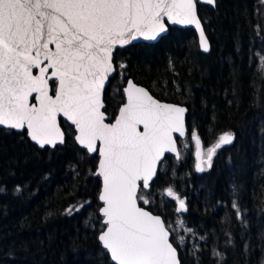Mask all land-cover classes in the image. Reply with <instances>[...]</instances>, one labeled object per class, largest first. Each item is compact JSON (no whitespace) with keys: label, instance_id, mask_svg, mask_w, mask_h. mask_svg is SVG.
Returning a JSON list of instances; mask_svg holds the SVG:
<instances>
[{"label":"trees","instance_id":"16d2710c","mask_svg":"<svg viewBox=\"0 0 264 264\" xmlns=\"http://www.w3.org/2000/svg\"><path fill=\"white\" fill-rule=\"evenodd\" d=\"M198 14L211 44L207 54L193 28L176 26L157 43L117 50L106 114H118L128 78L161 101L186 106L181 159L165 158L143 190L150 203H140L163 217L172 241L178 220L191 229L182 247L174 242L181 264H262L264 0L198 3ZM61 125L66 141L53 149H39L26 131L0 128V264H114L98 240L101 179L92 173L99 157L78 146L73 126ZM192 130L204 148L224 132H233L235 140L217 150L211 168L198 172ZM168 187L185 200L186 212L175 211Z\"/></svg>","mask_w":264,"mask_h":264},{"label":"snow or ice","instance_id":"6c2138e0","mask_svg":"<svg viewBox=\"0 0 264 264\" xmlns=\"http://www.w3.org/2000/svg\"><path fill=\"white\" fill-rule=\"evenodd\" d=\"M197 2L0 0V126L26 129L44 148L65 143L58 116L71 122L78 133L75 141L99 157L92 173L102 178L98 240L114 264H180L174 242L182 247L184 236L170 240L165 221L140 202L150 203L143 190L150 187L165 153L181 159L175 134H187V109L160 102L129 79L123 89L126 100L114 118L108 117L103 94L115 71L113 51L140 39L157 41L171 24L194 25L200 47L208 52ZM203 2L214 6L216 0ZM191 140L195 169L204 172L212 167L217 150L233 143L235 134H220L206 151L196 130ZM166 195L176 201L177 213L188 210L172 187ZM177 222L183 227L182 220ZM213 255L222 258L215 249Z\"/></svg>","mask_w":264,"mask_h":264},{"label":"water","instance_id":"95a60500","mask_svg":"<svg viewBox=\"0 0 264 264\" xmlns=\"http://www.w3.org/2000/svg\"><path fill=\"white\" fill-rule=\"evenodd\" d=\"M198 3L199 4H206V3H204L203 2V0H198V2H197V16H198V19L201 21V19H200V16H199V14H198ZM209 5V4H208ZM213 6V5H212ZM215 6V5H214ZM173 26H176V27H179V28H193L195 31H196V34H197V39H198V45H199V31L195 28V26L194 25H171V24H169L168 25V27L170 28V27H173ZM201 26L203 27V29H204V26H203V23H202V21H201ZM204 32H205V29H204ZM168 33H169V31H168ZM167 33V34H168ZM167 34H165L163 37H165ZM205 36H206V38H207V40H208V43H209V51L208 52H204L203 50H202V48L200 47V45H199V48H200V50L203 52V53H205V54H207V53H209L210 51H211V44H210V41H209V38H208V36H207V34H206V32H205ZM162 37V38H163ZM162 38H160V39H158L157 41H144V40H142V39H140V40H137V41H133L131 44H129V45H126V46H124V47H119V46H117L115 49H114V51H113V66H114V68H115V71L109 76V79H108V81L106 82V84H105V90H104V94H103V100H104V98H105V92H106V89L108 88V86L110 85V83H111V80L115 77V75H116V73H117V67H116V64H115V53L117 52V50H121V49H124V48H126L127 46H130V45H134V44H138V43H148V44H154V43H157V42H159ZM50 47H54V45H50ZM34 74H38V72H37V70H34ZM129 79H131L137 86H139V87H143L145 90H147L148 92H149V94L150 95H152L155 99H157V100H159L158 98H156L149 90H148V88H146L145 86H143V85H141V84H138L133 78H128L127 80H126V82H125V85H124V88L126 87V85H127V81L129 80ZM51 83V82H50ZM123 88V89H124ZM125 100H126V97H125ZM160 102H163V103H170V104H175V105H179V106H182V107H185L186 109H187V107L186 106H184V105H181V104H178V103H173V102H167V101H161V100H159ZM104 104H105V100H104ZM187 113H188V109H187V112H186V114H185V122H186V128H187V121H186V116H187ZM108 116V115H107ZM61 120H63V121H66L69 125H71V122L70 121H67L66 120V118H64V117H62V116H58V123L60 124V127H61V130L64 132V135H65V141H66V134H65V131H64V129H63V127H62V125H61ZM107 122V121H106ZM71 126H73V125H71ZM74 127V126H73ZM0 128H5V129H9V128H6V127H3V126H0ZM9 130H12V131H15V132H23V131H26V133H27V130L26 129H24V130H17V129H9ZM74 130H75V127H74ZM76 134H78L77 132H76V130H75V135ZM187 134H188V129H187ZM187 134H186V136L185 137H179L178 136V134H175L176 135V137H177V148H178V150L180 151V146H179V139H185L186 137H187ZM27 137L30 139V137L28 136V134H27ZM30 141L32 142V143H34L35 145H37L34 141H32L31 139H30ZM77 144H78V142H76ZM57 145H63V144H57ZM56 145V146H57ZM38 146V148L39 149H44V148H46V147H48V148H51V149H53V148H55V147H52V146H50V145H46L44 148H40L39 147V145H37ZM78 146L80 147V148H82V149H84L82 146H80L79 144H78ZM86 150V149H85ZM87 151V150H86ZM90 154V153H89ZM93 154H95V153H91V155H93ZM181 154V153H180ZM167 156H175V154H173V153H165V157H164V159L158 164V166H157V175H158V171H159V169H160V165L163 163V161L165 160V158L167 157ZM176 158V157H175ZM98 165V164H97ZM97 170V169H96ZM157 175L154 177V179H153V181H151L150 182V186H151V184L155 181V179L157 178ZM100 179H101V190H102V178L100 177ZM150 188V187H149ZM148 188V189H149ZM100 190V191H101ZM147 190V189H146ZM101 203V207H102V202H100ZM140 206H142L141 205V203H140ZM142 207H144V206H142ZM146 210H148V211H150L152 214H154L151 210H149L148 208H146V207H144ZM100 213V212H99ZM101 215V214H100ZM154 215H158V214H154ZM162 219H163V217L161 216V215H159ZM164 220V219H163ZM166 224V223H165ZM167 227V226H166ZM170 231V230H169ZM170 233H171V231H170ZM170 240H171V236H170ZM101 243V242H100ZM102 245V244H101ZM177 251H178V249H177ZM178 257H179V252H178ZM180 259V258H179ZM180 264H181V262H180Z\"/></svg>","mask_w":264,"mask_h":264},{"label":"rangeland","instance_id":"374dc122","mask_svg":"<svg viewBox=\"0 0 264 264\" xmlns=\"http://www.w3.org/2000/svg\"><path fill=\"white\" fill-rule=\"evenodd\" d=\"M262 61L264 64V54L262 55ZM206 149L207 148H204L205 151H206ZM180 220L183 221V219H180ZM186 228L190 229L184 221H183V227H181V225L178 222L176 223V226H174V230L176 231V234L178 235V237L179 236H184V238L186 237V233L188 232V231H185Z\"/></svg>","mask_w":264,"mask_h":264}]
</instances>
